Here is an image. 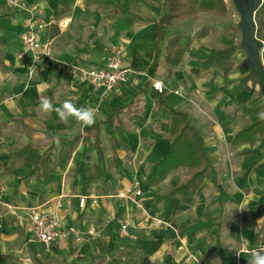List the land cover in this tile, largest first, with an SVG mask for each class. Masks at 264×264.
<instances>
[{
	"label": "crops",
	"instance_id": "obj_1",
	"mask_svg": "<svg viewBox=\"0 0 264 264\" xmlns=\"http://www.w3.org/2000/svg\"><path fill=\"white\" fill-rule=\"evenodd\" d=\"M19 1L24 9L0 0L1 230H19L35 254L41 247L53 258L72 255L65 264L98 256L102 244L112 245L131 264L132 259L140 264H247L245 251L264 245V136L234 143L264 120L258 116L264 112V94L260 84L242 83L252 73L243 49L228 75L204 66L212 51L242 42L235 30L239 25L228 31L212 25L196 40L194 18L167 28L166 39L155 45V22L166 13L165 0ZM31 16L46 25L41 37L52 45L50 58H42L29 79L28 62L18 54ZM213 16L211 24L226 17ZM177 36L184 56L172 68L167 46ZM118 51L123 65L133 70L126 84L104 94L82 80L80 68L104 66ZM261 57L264 66V48ZM157 80L165 86L162 94L153 89ZM41 96L55 107L70 99L77 107L97 108L95 123L84 126L70 119L65 124L54 111H40ZM118 110L123 112L116 117ZM169 110L188 113L216 173L194 197L171 196L191 177L183 169L159 184L148 182L172 148ZM90 127L98 128L99 147L95 131L85 134ZM47 134L87 140L53 174L31 178L32 160L19 153L32 147L44 155L52 145ZM81 198H86L84 206ZM32 209L58 212L60 229L74 228L83 240L71 236L50 246L34 242L20 220ZM121 223L129 225L125 237L119 235ZM90 231L94 236H88ZM5 253H0V264H11L2 257Z\"/></svg>",
	"mask_w": 264,
	"mask_h": 264
},
{
	"label": "trees",
	"instance_id": "obj_2",
	"mask_svg": "<svg viewBox=\"0 0 264 264\" xmlns=\"http://www.w3.org/2000/svg\"><path fill=\"white\" fill-rule=\"evenodd\" d=\"M166 13L162 15L156 23V38L155 45L164 41L167 37V28L184 21L194 19L201 13H207L215 16H226L228 13L227 6L224 0H165L163 5ZM256 23V38L264 43V0L262 6L255 15ZM236 32L240 33L239 29L235 28ZM181 37H174L168 42L167 46V63L172 67H177L184 56V49L181 45ZM157 47V46H156ZM242 49V42L234 45L231 48L224 50H214L209 58L204 63L205 67H218L223 70L225 75H228L233 68V58ZM252 80L261 85L258 76L251 73L248 77L242 80V83H247ZM123 110L114 112V116L118 117ZM170 112V133L173 137L172 148L167 156L157 164L154 172L149 176L148 182L150 185L161 183L170 173L179 169L191 175V177L178 185L171 193V196L182 195L194 197L198 189L201 187L205 179L215 180V170L210 164L207 154L204 150V141L201 138L198 130L191 124L189 115L186 112ZM112 120V119H111ZM95 131L96 147H99V131L97 127H90L85 130V134ZM264 136V120L260 121L249 130L240 133L235 144L241 141L253 143L258 137ZM46 138L52 141L44 155L32 147H25L20 153L21 158H30L32 160L31 178L45 179L53 174L57 167L63 166L70 159L72 152L75 150L80 141L85 142L87 136L73 137L61 139L60 151L56 158L57 142L51 135H46ZM264 168V165L261 166ZM93 169H97L94 167ZM116 249L109 245L106 249V255L79 256L68 264H95L99 259H107L106 264H131L122 260L117 254Z\"/></svg>",
	"mask_w": 264,
	"mask_h": 264
},
{
	"label": "built area",
	"instance_id": "obj_3",
	"mask_svg": "<svg viewBox=\"0 0 264 264\" xmlns=\"http://www.w3.org/2000/svg\"><path fill=\"white\" fill-rule=\"evenodd\" d=\"M9 4L13 7L25 8V4L19 0H9ZM26 32L21 38V50L18 57L29 66V79H32L35 70L42 58H50V41H43L41 34L45 30L46 25L38 22L33 16L26 20ZM264 44V43H263ZM82 80L87 81L94 89L101 91L104 94L110 93L117 87L126 84L133 74L131 68L123 65L122 51L116 52L111 56L106 64L97 68H80ZM153 89L162 94L165 91V86L162 81H154ZM176 95H180L179 90L174 91ZM138 196L140 192L136 193ZM86 198H81L80 204L84 206ZM26 216L20 217V220L28 226L32 240L44 246H50L56 242L64 241L74 237L76 242L83 240L82 235L70 228L68 230L60 229V216L58 212L43 213L37 209L28 210ZM128 224L121 223L119 235L125 237L128 235ZM94 232L90 231L88 236H94ZM249 253L250 251H245Z\"/></svg>",
	"mask_w": 264,
	"mask_h": 264
},
{
	"label": "rangeland",
	"instance_id": "obj_4",
	"mask_svg": "<svg viewBox=\"0 0 264 264\" xmlns=\"http://www.w3.org/2000/svg\"><path fill=\"white\" fill-rule=\"evenodd\" d=\"M225 4L228 9V13L225 17V19L215 21V24H211L212 19L215 17L211 14H206L205 18L204 16L201 18H198V15L194 20H196L197 23H195V27H197L195 39L197 40L200 38L202 34H204V30H208V28H211L212 25L216 27H220V30L228 31L230 28H234L233 26L240 25L241 17L239 13L236 11L233 1L232 0H224ZM206 27V28H205ZM176 29V28H174ZM195 39L191 37L190 43H192ZM242 39V38H241ZM114 55V54H113ZM112 55V56H113ZM41 145V144H40ZM38 145V146H40ZM6 207V206H5ZM8 207V206H7ZM6 207V208H7ZM7 214H10V207L7 209ZM5 213V214H6ZM6 214V215H7ZM14 229L6 228L4 230H1L0 227V235L2 238V241L0 242V253L3 251H6L4 256H2L6 260H10L11 264H65V262L69 261V259H72V255H66L59 253L56 258H53L50 256V252L47 248H41L36 247V254L33 253L30 250V246H27V241L25 240V237L23 234L20 233L19 230H15V232H12ZM5 240L8 242H5ZM106 249L107 246L100 245L98 256L106 255ZM122 258V257H121ZM133 264H140L141 262L138 260H130ZM30 262V263H29ZM107 259H99L95 264H106ZM145 264V263H142Z\"/></svg>",
	"mask_w": 264,
	"mask_h": 264
},
{
	"label": "water",
	"instance_id": "obj_5",
	"mask_svg": "<svg viewBox=\"0 0 264 264\" xmlns=\"http://www.w3.org/2000/svg\"><path fill=\"white\" fill-rule=\"evenodd\" d=\"M236 11L241 17L239 31L242 35V49L248 55V66L258 76L264 94V66L262 49L264 44L256 38L255 15L262 6L263 0H232Z\"/></svg>",
	"mask_w": 264,
	"mask_h": 264
},
{
	"label": "clouds",
	"instance_id": "obj_6",
	"mask_svg": "<svg viewBox=\"0 0 264 264\" xmlns=\"http://www.w3.org/2000/svg\"><path fill=\"white\" fill-rule=\"evenodd\" d=\"M39 109L44 113L55 112L59 117V120L65 124L70 119H74L77 123L84 126H91L95 123V119L98 113V109L92 106L77 107L70 99H66L59 107H55L52 100L46 96H41L39 99ZM260 119H264V112L258 114ZM57 142L59 138L57 137ZM237 255H240L237 252ZM249 258L247 264H264V245L258 246L252 249L248 253Z\"/></svg>",
	"mask_w": 264,
	"mask_h": 264
}]
</instances>
